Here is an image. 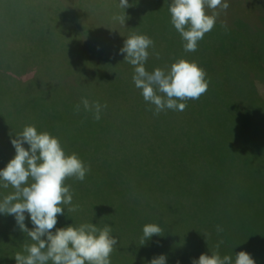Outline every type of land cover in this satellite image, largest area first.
Segmentation results:
<instances>
[{"label":"rangeland","instance_id":"374dc122","mask_svg":"<svg viewBox=\"0 0 264 264\" xmlns=\"http://www.w3.org/2000/svg\"><path fill=\"white\" fill-rule=\"evenodd\" d=\"M227 2L229 8L220 11L215 27L205 34L197 50L186 53L170 22L171 0H128L131 6L124 10L118 6L119 0H0V115L9 124L19 122L18 117L30 119L33 124L54 125L49 132L60 139L66 153H78L90 167L79 184L177 187L171 194V204H185L187 210H194L191 216H202L198 235L191 227L185 229L189 232H182L190 234L182 235L178 224L173 223V227L162 228V236L153 235L141 245L142 226L152 223L150 218L157 223L158 218L154 215L142 219L129 228L126 224L131 217L124 214L119 220L126 226L113 231L118 233L117 248L139 244L134 249L143 254L138 260L133 251L118 260L113 256L111 264H149L161 254L167 257L166 264H191L198 253L210 255L220 240H223L221 256L233 255L234 260L236 253L245 251L255 262L264 264V172L257 171L250 186L218 180L212 171L225 163L233 151L225 148L214 152L217 140L206 139L217 138L211 130L214 117L208 111L218 106L226 91L238 95L252 111L261 105L258 99L264 102L262 0ZM123 15L126 19L122 23L116 17ZM132 33L146 34L154 41L146 70L154 69L153 64L148 65L158 55L170 52L195 60L206 71L210 81L207 92L199 100L188 101L190 108L199 104L207 112L205 116L199 118L188 107L182 112L169 110L154 115L146 102L107 106L99 121L82 107L79 112L74 110L77 103L69 100L65 92L76 90L80 100L85 88L101 85L100 71H94L97 82H86L89 76H84L99 57L108 54L118 61L109 68L111 72L134 71L125 60L126 54L120 52ZM97 63L94 69H102L100 60ZM38 72L46 77L49 88L45 86L31 95L19 94L18 77L28 84L27 89L28 86L36 89L38 82L30 79ZM52 73L62 80L53 81L49 77ZM220 81L228 90H223ZM192 186H198L205 194L202 197L205 200H194L199 209L179 193L180 188ZM84 194L96 199L91 191ZM104 206L109 207L106 203ZM84 207L80 204V215H73L67 226L89 222L100 226L96 222L104 220L88 218ZM63 213L57 220L65 217ZM56 225L60 226V221ZM217 225L222 226V233L216 232ZM135 234L136 240L132 242ZM170 235L165 242L160 241ZM185 252L194 258L186 262L178 258L174 262L172 257L184 256Z\"/></svg>","mask_w":264,"mask_h":264},{"label":"clouds","instance_id":"9594fccd","mask_svg":"<svg viewBox=\"0 0 264 264\" xmlns=\"http://www.w3.org/2000/svg\"><path fill=\"white\" fill-rule=\"evenodd\" d=\"M118 6L124 10L131 5L128 0H119ZM228 8L227 0H171L170 22L179 33L186 53L197 50L205 34L215 27L220 11L226 12ZM116 19L123 23L126 16ZM152 48L154 41L146 34L132 33L125 39L120 52L126 54L125 60L134 67L132 82L154 115L169 110L182 112L188 101L199 100L207 92L210 83L207 73L195 60L185 58L148 71L145 63ZM81 107L99 121L107 105L82 97L74 110L79 112ZM11 143L15 156L0 169V189L12 191L0 196V214L13 215L19 229L32 241L14 255L16 264H111L118 238L109 224H72L51 231L57 224V216L64 214L65 206H69L70 212L78 210V205L73 204L72 187L66 181L74 178L83 182L90 167L78 153H66L58 137L38 130L33 123L15 134ZM25 213L33 224L31 230L25 226ZM216 232L222 233V226L217 225ZM163 234L159 224L146 223L142 226L140 244L144 245L153 235ZM221 244L223 240L218 241L210 255L202 253L191 264H255L245 251L236 253L234 260L233 255L221 256ZM166 259L161 254L149 264H166Z\"/></svg>","mask_w":264,"mask_h":264},{"label":"trees","instance_id":"16d2710c","mask_svg":"<svg viewBox=\"0 0 264 264\" xmlns=\"http://www.w3.org/2000/svg\"><path fill=\"white\" fill-rule=\"evenodd\" d=\"M261 6L264 10V0H262L260 7ZM160 55H158L156 59H153L148 66L150 67V65L153 64V68L166 67L179 58H185L182 54L172 55L170 52L163 53L161 57H159ZM99 60L100 63H102V69H94V67L98 66V63L96 65L95 63ZM96 62L90 67V72L88 71V73L84 76H89L86 82H92L91 80H95V82H97L94 71L98 73L100 71L102 73V80L100 79L101 82L99 84L101 85L97 87L95 85L93 87L85 88L83 92L80 93V100L82 97H86L90 101H99L101 104L115 107L128 106L129 102H133L134 104H141L144 102L142 95L140 94V90L136 89L132 82V75L134 73L132 69H119L115 72H111L109 68H111L113 64H117L118 61L115 58L114 60L112 57L109 58L108 54L99 57ZM148 71H152L151 67ZM57 75V73H52L49 77L54 78L53 81L62 80L61 76ZM45 79L46 77L43 76L42 73L38 72L37 75L30 80H36L39 87L33 89L28 86L27 89L26 85L28 84H23L25 81L21 76L18 77L17 87L19 94L26 93L27 95H31L37 91L45 89L47 84ZM220 84L224 91L228 90L225 89L221 81ZM46 88H49V86L47 85ZM65 93L66 97L72 102L77 104L80 102L78 99L79 93H77L76 90L74 92ZM219 96H217V98ZM241 96L242 95H240V97ZM257 96L258 95H256V97ZM223 98L224 99L222 100L221 97L219 99L220 102L224 100L223 104L218 102V106H215L214 109L211 108V110L208 111V115H212V117H214V126L211 127V130L213 135H216L217 138L207 136L206 139L208 142L217 140L214 141L216 142L214 152L224 150L225 148H230L233 152H230L228 160L225 161V163L222 162L219 166L215 167V170L212 171V176L214 175L218 180L222 179L224 182L227 181L228 184L235 186H250V182L255 180V174L257 171H261L262 173L264 172V102L262 101V98L258 99L261 102V105L256 106L257 111H252L249 104L242 101L238 95L231 91H226ZM198 105L199 104H196V106L191 108L188 107V109L191 110L194 115L197 114L200 118L205 116L207 112L202 111ZM3 114L7 116L10 115L9 113ZM17 119L19 122L9 124L5 117L2 114L0 115V169H3L15 156V149L11 143V140L15 138V134L19 133L26 124L31 123L30 119H25V121L24 119L18 117ZM35 125L38 130L50 131L54 128V125L46 123L36 122ZM220 135L222 138H220ZM23 146L25 149L29 147L26 143ZM69 180L75 181L74 178H69ZM66 183L72 187L74 192L73 204L78 205V210L80 204L81 206L84 205L85 215L88 218L93 216L96 220L98 218L103 219V222L97 220L98 222L96 223H100V226L109 224L113 230H119L124 227L125 224L123 221L119 220L121 219L120 217L124 216V214H128L131 217L130 222L126 224L129 228L134 225V222L142 219L147 220L154 215L158 218L157 224H159L162 228H169V225L173 227V223H177L181 233L189 232L185 229L191 227L192 230L195 231V234L198 235L200 233V228L203 225L201 220L202 216H191V213H193L194 210L190 212L187 210L185 204H171V194L177 187H140L132 185H95V187H91L79 184L78 181H66ZM196 187L198 186L180 188L179 193L185 197L187 201L192 203V205H197V208L199 209L200 205L194 200H205L202 198L205 194L202 189ZM86 190L87 192H93L96 199H92L85 195L84 191ZM11 191V188L8 190L0 189V196ZM104 203L108 204L109 207L104 206ZM68 207L69 206H65L63 209V211H65V217L57 220V222L60 221V226L56 225L55 230L67 227V222L73 215H80L78 210L76 212L68 211ZM58 217L59 215L57 218ZM149 221L153 223L154 219L150 218ZM24 223L29 230L33 228V224L28 213H25ZM51 231L54 232L53 229ZM116 234L118 233H113L114 236H116ZM186 234L190 233H182V235ZM170 237L171 235L166 236L165 239H161L160 241L165 242ZM192 238L193 235L191 236L190 245L192 244ZM135 240L136 234L133 235L132 242ZM31 243L32 241L28 235L19 229L13 215L0 214V264H16L14 255L17 252H22L24 246ZM125 246L126 248H124ZM125 246L117 248L111 257L117 256L116 260H118L126 257L127 254L131 255L130 251H133L132 254H136L138 260L143 254L134 249V247L140 246L139 244H130L129 246ZM150 246L151 244H148V248ZM200 255L201 254L199 253L196 254L195 258L198 259ZM172 258L174 262H176L178 258L186 262V260L193 259L194 256L188 255L187 252H185L184 256H174ZM141 259L143 260L142 257ZM255 263L260 264L258 262Z\"/></svg>","mask_w":264,"mask_h":264}]
</instances>
